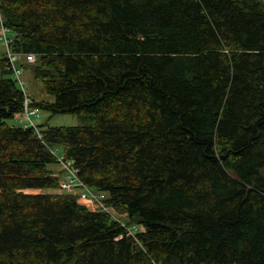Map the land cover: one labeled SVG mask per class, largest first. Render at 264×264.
<instances>
[{"label": "trees", "instance_id": "16d2710c", "mask_svg": "<svg viewBox=\"0 0 264 264\" xmlns=\"http://www.w3.org/2000/svg\"><path fill=\"white\" fill-rule=\"evenodd\" d=\"M0 10L54 97L31 107L95 121L9 124L27 93L0 52V264H264L263 0ZM58 146L127 222L44 191L60 188Z\"/></svg>", "mask_w": 264, "mask_h": 264}, {"label": "built area", "instance_id": "2783aa9c", "mask_svg": "<svg viewBox=\"0 0 264 264\" xmlns=\"http://www.w3.org/2000/svg\"><path fill=\"white\" fill-rule=\"evenodd\" d=\"M264 1V0H263ZM0 27L2 29V36L0 40H3L6 46L7 56L11 63L14 77L17 79L20 86L24 89L22 82V72L24 70L23 60L28 63H34L36 61V54L34 53H18L11 49L12 38L8 35L9 29L2 22V14L0 10ZM31 96L27 95L24 104L23 114L28 121L26 126H34L37 128V123L33 120V116H39L40 109L37 107H31ZM59 164L61 165L62 174L59 176L60 190L68 191L77 196L78 201L86 206L90 210H102L111 213L116 219H120L114 214L115 209L111 206H107L103 200V195L97 193L94 189L88 187L80 178L79 169L73 159H66L63 154L58 155Z\"/></svg>", "mask_w": 264, "mask_h": 264}, {"label": "rangeland", "instance_id": "374dc122", "mask_svg": "<svg viewBox=\"0 0 264 264\" xmlns=\"http://www.w3.org/2000/svg\"><path fill=\"white\" fill-rule=\"evenodd\" d=\"M8 35L11 36V32L8 31ZM2 36V29L0 27V37ZM6 50L5 43L3 40H0V52ZM24 70L22 72V82L24 85V91L27 94L34 96L37 100H53L54 97L46 92L44 89V84L41 81H38L33 76L32 65L33 63L22 61ZM33 120L39 125L45 122H49L50 125L53 126H71V125H93L95 121L93 120L91 115L88 114H71V113H62V114H54L52 115L47 111H40L39 116H33ZM28 121L26 120L25 115L18 114L12 119H8V123L11 125H25ZM58 155L62 154V147L58 146L55 148ZM51 168L54 169V174L56 176H60L62 174L61 165L59 163L51 164ZM41 189H31L27 190V192H40ZM45 192H59L60 189L52 190V189H44ZM67 193L68 191H62ZM116 216H118L122 221L127 222L128 218L125 213L121 211H113ZM143 229V227H140ZM132 231H137L136 226H131Z\"/></svg>", "mask_w": 264, "mask_h": 264}, {"label": "crops", "instance_id": "0c3cea01", "mask_svg": "<svg viewBox=\"0 0 264 264\" xmlns=\"http://www.w3.org/2000/svg\"><path fill=\"white\" fill-rule=\"evenodd\" d=\"M33 98H35L34 96H33ZM36 99V98H35ZM31 190V189H30Z\"/></svg>", "mask_w": 264, "mask_h": 264}]
</instances>
